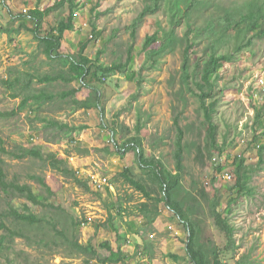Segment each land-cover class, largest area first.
I'll return each mask as SVG.
<instances>
[{
  "label": "rangeland",
  "instance_id": "rangeland-1",
  "mask_svg": "<svg viewBox=\"0 0 264 264\" xmlns=\"http://www.w3.org/2000/svg\"><path fill=\"white\" fill-rule=\"evenodd\" d=\"M182 1L159 0L153 13H144L148 0L0 1V148L5 149V153L0 151V168L5 183L27 185L44 203L31 204L13 189L5 193L0 188V223L7 227L0 228V236L10 244L0 253V264H191L184 249V225L163 204L159 216L148 225L137 207L152 202L121 176L128 170L129 176L150 184L139 168L134 147L127 143L135 136L141 140L143 158L159 160L174 173L178 128L183 133V169L175 198L184 206L198 203L194 218L201 240L220 250L221 264H234L241 257H248L249 264H264V151L259 153L264 146V37L253 39L241 52L232 51L233 59L221 63L211 75L215 88L212 97L204 99L205 106L214 101L215 128L211 130L193 85L207 56L205 41L197 43L194 54L189 53L188 81L184 83L180 77L187 28L183 21L174 25V13L181 16ZM70 4L74 29L65 32L54 54L76 64L86 57L95 65L89 75L67 82L75 75L74 68L66 59L47 57L32 30L36 27L39 35L50 34L58 21L66 19ZM35 8L44 13L39 26L26 16ZM170 28L175 29L173 46L152 62L142 49L145 38L156 34L159 42L162 31ZM128 54L131 62L125 70L107 78L99 73L94 77L96 65H124ZM44 76H64L65 80L36 81ZM17 78L13 87L5 84ZM28 81L30 88L23 90ZM93 85L101 91L99 97ZM40 91L52 99L38 109L32 101L20 106L24 95ZM71 91H75L73 95L65 96ZM84 101L90 106L87 110L75 108ZM251 111L255 112L253 118ZM82 126L88 129L69 130ZM113 129L119 151L111 141ZM210 132L215 146L208 140ZM55 160L60 161V168L73 173L64 175L51 168L49 162ZM240 160H244L241 172L249 176L251 193L242 192L232 206L235 247H229L208 212L207 198L215 197L218 211L224 214L228 200L234 197L231 189ZM32 177H41L52 196ZM98 177L107 179L101 189L93 184ZM150 187L159 197L161 190ZM13 211L33 213L42 221L35 225L19 222ZM48 217L54 219L58 231L65 232L67 241L47 224ZM70 239L91 244L96 255L74 250L68 244ZM118 255L123 261L105 262Z\"/></svg>",
  "mask_w": 264,
  "mask_h": 264
},
{
  "label": "trees",
  "instance_id": "trees-1",
  "mask_svg": "<svg viewBox=\"0 0 264 264\" xmlns=\"http://www.w3.org/2000/svg\"><path fill=\"white\" fill-rule=\"evenodd\" d=\"M159 0H148V3L145 6L144 13L155 12ZM58 5L52 7L56 8ZM179 15L174 13V25L183 21L186 25L187 31L183 35L185 42V49L182 56V74L181 79L185 83L188 81L190 75L188 71L187 61L190 54L193 53V49L197 46L198 42L205 41V50L206 58L202 62V67L199 69V80H193L194 87L199 91L197 95L200 107L204 113V119L207 122L209 129L214 130L215 125L213 124L212 114L214 113L215 106L214 101L210 102L209 105L205 106L204 99L212 97V92L214 91V86L210 82L211 75L218 72L221 63L229 62L233 59V52H241L243 48H247L252 44L253 39H261L264 37V0H183L182 1V10ZM43 11L35 8L30 10L26 16H28L36 26L40 24L43 18ZM75 14L73 12V6L70 4L69 13L66 19H61L58 21L56 27L51 29V33L47 35H39L36 32V27L32 32L39 38V42L42 45V52L49 58L52 56L66 59L70 65L74 68L75 75L68 77L67 82L76 81L82 79V75H89L91 68L94 67L95 63L89 60L86 57H81L82 64H76L70 58H67L62 55L54 54L59 49L61 41L65 32L72 31L74 29ZM26 28L25 26H22ZM94 28H92L93 30ZM18 33V30H13ZM53 32H56L54 35ZM161 41L156 42V34L147 36L143 44V51L147 52V57L154 62V57L158 54H162L168 47H172L175 41V29L170 28L169 31H162ZM157 44L156 49H153V46ZM228 47V48H227ZM225 48V49H224ZM85 49V45L80 49V55ZM231 51V52H230ZM99 54L96 56L98 60ZM131 62V57L128 54L127 61L125 64H112L109 66L96 65L94 77H98V73L107 78V75H111L116 71H123L129 66ZM88 64H90L88 67ZM92 64V65H91ZM153 63L150 64V66ZM196 67H199V63L196 64ZM196 73V72H195ZM76 76V77H75ZM196 74H194V77ZM193 77V78H194ZM59 79H63L58 76H44L37 78L36 81L40 84L55 82ZM19 78L12 81H6L5 84L13 87V85L18 83ZM65 80V79H63ZM31 81L25 82L23 85V90L30 88ZM85 86V85H84ZM95 90L98 97L101 95V91L98 89L97 85L91 86ZM75 91L66 93V95H73ZM12 97L16 98L17 95L13 94ZM52 99V96L44 95V91H40L34 94H26L20 101V106L24 107L26 104L34 102L37 105V109L41 108L42 104L46 100ZM32 101V102H31ZM84 108L87 110L90 106L84 101V103H76L75 108ZM261 112L260 109L256 114L255 121L257 122L260 118ZM177 124V122H175ZM52 125V123H48ZM87 127L82 126L79 128L70 127L69 130L80 131L81 129H86ZM139 128H137L138 132ZM112 138L111 141L117 147L119 151L120 148L115 142L116 132L111 130ZM183 133L178 128L177 140H176V150L174 154L175 159V172L167 170L166 167L159 161L154 158H143V147L141 146V140L138 136L130 137L127 139V143L134 147L138 165L140 170L144 173L149 183L156 185L160 190L161 194L159 197H155L156 190L150 187V184H144L140 179H135L128 174V170L122 172V177L126 183H128L134 190L142 193L143 197L151 201V205L146 202L140 203L137 207L142 217L146 220L147 224L150 225L154 223L155 218L160 214L159 206L163 204L165 208L170 211L173 216L181 222L185 231L187 232L186 241L184 243V249L188 259L191 264H221L220 263V250L214 246H211L210 243H206L201 240V230L198 221L194 218L195 212L198 209V203L187 204L184 206L181 202L176 200L175 192L180 187L181 171L182 166V152L183 145L181 143ZM208 140L210 145L215 146V136L210 132L208 135ZM2 142L0 141V144ZM123 148V144H122ZM2 153H5L3 147L0 148ZM264 151V146L261 147L259 153L262 154ZM31 153L38 158H42L40 153L37 150H32ZM50 167L59 171L60 173L66 175L73 173L65 168H60L59 160L50 161ZM244 164V160H240L236 165V181L234 186L231 189V194L234 196L231 197L224 211V214L218 211V206L215 203V197L207 198L209 204L208 212L211 215L213 222L217 229L224 234L226 237V242L229 247H235V242L233 238L234 227L230 224V215L232 214V206L238 203V200L242 194H250L251 190L248 188L247 183L249 181V176L247 172H241V168ZM74 177V176H73ZM37 179V181L42 185L48 195L52 196V192L44 183L41 177H32ZM0 188L6 193L8 188L14 190V193L20 197L27 199L28 202L38 206H44L42 201H39L38 198L33 194L31 189L27 185H14L12 183H5L4 181V172L0 168ZM204 195V191H202ZM47 199V198H46ZM118 213L121 211V206H118ZM14 218L19 222H25L29 225H35L41 222L42 220L34 215L33 213H24L19 214L16 211H13ZM112 215H109V219L112 220ZM47 224L55 231L60 237H63L67 241V236L65 232L58 231L55 228L54 219L48 217ZM1 229H6L4 223H0ZM117 230V228H116ZM11 235L19 236L17 231L9 230ZM68 244L79 253H91L93 256L96 255L91 244L87 243L86 245H81L75 239L68 240ZM9 243L6 241L5 236H0V253L3 252L6 248L9 249ZM103 247L107 251H111L106 243L103 244ZM124 257L118 255L112 258H108L105 262H118L123 261ZM234 264H249L248 257H241Z\"/></svg>",
  "mask_w": 264,
  "mask_h": 264
},
{
  "label": "built area",
  "instance_id": "built-area-1",
  "mask_svg": "<svg viewBox=\"0 0 264 264\" xmlns=\"http://www.w3.org/2000/svg\"><path fill=\"white\" fill-rule=\"evenodd\" d=\"M0 1L3 3V2H6L7 0H0ZM24 12H25V10H24ZM250 115L253 118L255 116V112L251 111ZM224 177L228 180L230 179V175L227 173L224 175ZM106 182H107V179L105 177H98V178L94 179L93 184L96 187V189H101L106 184Z\"/></svg>",
  "mask_w": 264,
  "mask_h": 264
},
{
  "label": "crops",
  "instance_id": "crops-1",
  "mask_svg": "<svg viewBox=\"0 0 264 264\" xmlns=\"http://www.w3.org/2000/svg\"><path fill=\"white\" fill-rule=\"evenodd\" d=\"M62 78H64V76H62ZM82 110L84 109V108H81ZM88 128H86L85 130H87Z\"/></svg>",
  "mask_w": 264,
  "mask_h": 264
}]
</instances>
